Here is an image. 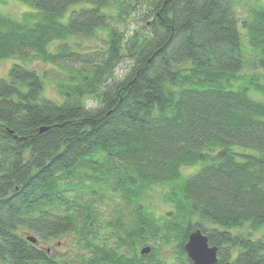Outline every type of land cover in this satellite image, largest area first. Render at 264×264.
I'll return each instance as SVG.
<instances>
[{"label": "trees", "instance_id": "trees-1", "mask_svg": "<svg viewBox=\"0 0 264 264\" xmlns=\"http://www.w3.org/2000/svg\"><path fill=\"white\" fill-rule=\"evenodd\" d=\"M234 1L20 0L21 18L0 11V63L15 59L0 77V264H136L146 245L149 264H193L184 244L196 228L217 264H264V235L240 231L264 226V100L252 95H264V4L243 32ZM137 7L141 28L112 23ZM36 59L65 71L62 101L43 95L51 71ZM157 186L174 204L166 218L146 206ZM101 198L119 206L102 217ZM69 235L88 254L47 244ZM159 241L175 244L172 263Z\"/></svg>", "mask_w": 264, "mask_h": 264}, {"label": "rangeland", "instance_id": "rangeland-1", "mask_svg": "<svg viewBox=\"0 0 264 264\" xmlns=\"http://www.w3.org/2000/svg\"><path fill=\"white\" fill-rule=\"evenodd\" d=\"M235 12L238 15V17L240 18L239 22V28L240 30L244 31V28L242 27V20L245 18H248L250 16V12L251 9L253 7H256L258 5H263L264 4V0H235ZM29 8L26 4H24L23 2H20V0H0V11H3L4 13L9 14L10 16L14 17V18H21L23 13L25 11H27ZM118 19V18H115ZM144 17H142V11H140V9L137 7V9L134 11V13L131 16V19L129 22L125 23L123 21H115L113 20L112 23L115 25H118L119 28L121 29H126V33L130 34L132 33L135 29L141 28L142 24H144ZM243 28V29H242ZM94 41H91L89 39H83L80 41V38H76V41H80L81 45H78L79 48L82 45L85 44H93L95 45L96 40L93 39ZM99 42V41H98ZM245 44L247 45V40L245 39ZM74 43V42H73ZM56 43H53V45L50 47L51 50L55 49V45ZM15 62V59H9V60H5L3 62L0 63V77H5L6 75H8V71L10 69V67L13 65V63ZM35 65V68L38 69L39 72H43V71H47L50 70V74L47 72L48 78L46 79V84H45V90H44V94L47 98L55 100L57 102L62 101L64 96L63 94H61V90H64L63 87H61V83L64 81L62 78H64V70H61V68L56 67V66H51L47 63H45L44 61L40 60V59H36L33 61V63ZM129 60H122V62L117 66V71H116V76L117 77H121L122 75H124V73L127 71L125 69L128 68L129 66ZM242 73H252V71L250 69H247L245 71H243ZM259 79L260 81L264 82V70L261 71V73L259 74ZM237 86V83H235L234 87ZM252 95H254L256 98L258 99H262L264 100V95H262V93L259 92H252ZM87 104L89 106H96L98 103V98L97 96H91L89 98H87L86 100ZM199 168V165H193V166H186L182 169L181 172H183V175H189L192 174L193 172H196ZM168 191V187H160L157 186L155 188V190L150 192V195L148 196L146 202V206L148 208V211L151 212V214H154L155 217L157 218H166V214L168 212H170L172 209H174V204H172L171 201L167 200L165 197V192ZM109 203L105 201L104 198L99 199L97 208H99V211L102 214V217H104L105 212L110 211L111 209L119 206L118 204H114L111 206H108ZM101 217V218H102ZM106 218V217H105ZM240 231H244V232H252L253 237H259L261 235H264V226L257 229V230H253L249 227H244V228H240ZM73 236H66L63 237L61 239H59L58 241L53 239L47 242L48 245H53V247L58 248V252L64 253V254H72L80 251L81 253H85L88 254L87 249H78V245H75V242L73 240ZM159 244V245H158ZM156 244L157 247H162L161 246V242L159 241V243ZM173 245H165L162 247L161 251H160V255L169 257V262H171L172 256H170V252L173 251ZM72 250V252L70 251ZM159 251H157L158 253ZM138 256H141V252H140V248L138 249ZM146 264H149L148 260H144ZM143 261V262H144ZM172 263V262H171ZM139 264V263H136ZM175 264V263H174Z\"/></svg>", "mask_w": 264, "mask_h": 264}, {"label": "water", "instance_id": "water-1", "mask_svg": "<svg viewBox=\"0 0 264 264\" xmlns=\"http://www.w3.org/2000/svg\"><path fill=\"white\" fill-rule=\"evenodd\" d=\"M47 127H42L44 131ZM188 239L184 244V249L187 253L186 256L190 258L193 264H217L218 263V246L209 244V238L200 228H196L188 234ZM28 239L33 243H37V237L29 235ZM151 251V246L146 245L141 249V254H148ZM228 261L225 264H230ZM139 264H146L141 262Z\"/></svg>", "mask_w": 264, "mask_h": 264}, {"label": "flooded vegetation", "instance_id": "flooded-vegetation-1", "mask_svg": "<svg viewBox=\"0 0 264 264\" xmlns=\"http://www.w3.org/2000/svg\"><path fill=\"white\" fill-rule=\"evenodd\" d=\"M53 250H51V248L49 247L48 248V250H47V252L48 253H52V254H55V252H52ZM144 261V259L142 258V257H139L138 258V262H136V263H141V262H143ZM145 262V261H144Z\"/></svg>", "mask_w": 264, "mask_h": 264}]
</instances>
